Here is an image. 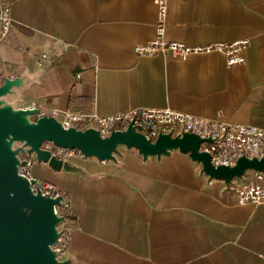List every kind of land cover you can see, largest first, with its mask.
Instances as JSON below:
<instances>
[{"label":"crops","instance_id":"0c3cea01","mask_svg":"<svg viewBox=\"0 0 264 264\" xmlns=\"http://www.w3.org/2000/svg\"><path fill=\"white\" fill-rule=\"evenodd\" d=\"M13 19L0 45L14 110L107 115L138 106L264 127V0H168L166 38L189 45L247 38L241 64L223 53L137 55L154 37L153 0H0ZM44 55V57H43ZM32 117V116H31ZM31 175L68 196L73 219L58 264H264V203L237 201L178 148L160 156L117 147Z\"/></svg>","mask_w":264,"mask_h":264},{"label":"water","instance_id":"95a60500","mask_svg":"<svg viewBox=\"0 0 264 264\" xmlns=\"http://www.w3.org/2000/svg\"><path fill=\"white\" fill-rule=\"evenodd\" d=\"M11 83L12 79L7 78L0 85V264H58L53 246L62 233L57 228L62 218L55 212L61 196L53 198L34 192L32 180L18 171L23 163L19 154L29 156L34 153L38 162H48L66 171L75 167L70 161L50 157L48 151L40 148L43 141L79 148L85 157L100 161L113 159L121 145L135 147L145 157L160 156L178 148L200 163L206 175L226 184L242 177L248 170L264 171V156H241L234 165H213L210 153L200 149L203 141L211 139L192 132L175 136L160 133L152 140L129 124L125 130H113L102 137L94 128H65L54 116L32 119L38 108L14 110L1 99ZM14 142L20 144L14 148Z\"/></svg>","mask_w":264,"mask_h":264},{"label":"built area","instance_id":"2783aa9c","mask_svg":"<svg viewBox=\"0 0 264 264\" xmlns=\"http://www.w3.org/2000/svg\"><path fill=\"white\" fill-rule=\"evenodd\" d=\"M156 7L154 23V37L146 42L137 43L133 51L137 55L154 56L168 54L184 59L192 54L218 51L224 54L228 65L241 64L244 61L243 52L248 45L247 38H240L230 42L216 41L205 44L189 45L182 41L166 38L168 0H153ZM13 26V19L9 7L0 2V45L8 41ZM44 57V55H43ZM7 65L0 57V85L10 78ZM30 108H38L33 102ZM54 116L65 128L76 129L94 128L102 137L108 136L113 130H125L129 124L136 131L143 133L147 138L154 140L160 133H171L172 136L182 132H192L211 141H203L200 149L211 155V163L217 165H234L241 156L261 158L264 156V127L234 123L218 118H208L169 106L149 107L138 106L129 110L118 111L107 115L88 114L77 110L58 109L50 107L47 110L38 108V112L31 118ZM40 148L49 152L50 157L61 161H71L73 158H84L79 148L56 145L52 141H43ZM19 154L23 163L19 165V173L32 180L31 188L34 192L48 194L53 198L60 197L55 205V212L62 220L57 224L61 235L53 246L57 256L66 246L67 224L73 219L68 196L55 184L39 180L31 175V167L37 161L36 156ZM247 172V171H246ZM251 179L241 185L234 186L237 201L245 203H264V171L252 170ZM246 174V173H245ZM233 182V180H232ZM231 182V183H232Z\"/></svg>","mask_w":264,"mask_h":264},{"label":"rangeland","instance_id":"374dc122","mask_svg":"<svg viewBox=\"0 0 264 264\" xmlns=\"http://www.w3.org/2000/svg\"><path fill=\"white\" fill-rule=\"evenodd\" d=\"M19 144H20L19 142H14L13 143L14 148H16ZM119 148H125L126 150H129V151L130 150H137L135 147H128V146H125V145H121V146H119ZM32 156H35V154H33ZM248 171H252V170H248Z\"/></svg>","mask_w":264,"mask_h":264}]
</instances>
